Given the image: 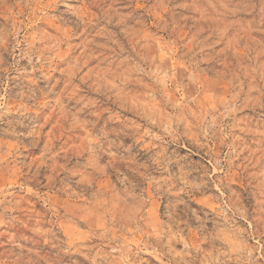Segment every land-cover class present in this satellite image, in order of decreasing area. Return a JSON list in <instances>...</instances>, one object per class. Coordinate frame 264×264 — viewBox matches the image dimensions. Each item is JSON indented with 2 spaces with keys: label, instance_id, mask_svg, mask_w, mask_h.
<instances>
[{
  "label": "rangeland",
  "instance_id": "1",
  "mask_svg": "<svg viewBox=\"0 0 264 264\" xmlns=\"http://www.w3.org/2000/svg\"><path fill=\"white\" fill-rule=\"evenodd\" d=\"M0 264H264V0H0Z\"/></svg>",
  "mask_w": 264,
  "mask_h": 264
}]
</instances>
